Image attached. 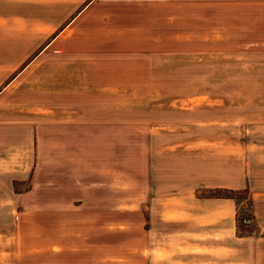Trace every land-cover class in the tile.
<instances>
[{
	"label": "rangeland",
	"instance_id": "1",
	"mask_svg": "<svg viewBox=\"0 0 264 264\" xmlns=\"http://www.w3.org/2000/svg\"><path fill=\"white\" fill-rule=\"evenodd\" d=\"M22 10L0 21V130L28 126L38 158L14 185L29 205L6 201L0 224L41 223L46 236L5 237L0 264H147L123 243L219 239L217 201L230 197L218 196L236 205L238 237L264 223V24H246L243 4Z\"/></svg>",
	"mask_w": 264,
	"mask_h": 264
},
{
	"label": "crops",
	"instance_id": "2",
	"mask_svg": "<svg viewBox=\"0 0 264 264\" xmlns=\"http://www.w3.org/2000/svg\"><path fill=\"white\" fill-rule=\"evenodd\" d=\"M32 1L39 2V0ZM229 1L243 4L246 24L254 22L264 24V0ZM29 2L30 0H0V21L6 23L13 16L22 17L25 14L22 10L23 6H27ZM18 6L22 9L17 10ZM253 17L256 19L254 20ZM57 21H54V24L58 23ZM4 54L12 55L13 52H4ZM33 136L32 129L19 123L0 130V211L9 209L6 201L29 205L27 201L32 195L30 191L24 189L16 191L14 185L28 180L36 157L38 158L34 153ZM217 202L220 206L215 212L218 211L220 217L224 216L222 219L219 218L221 224L217 225L218 232L215 231L219 239H174L172 236L169 238V232L166 231L164 240L125 241L121 246L122 254L146 260L147 264H264V223L256 224L250 234L238 237L234 201L230 198H222ZM11 207L12 205L10 209ZM190 229L188 237L204 233V230L198 226ZM3 231L11 234H0V242H4V238L9 236V242H17L19 245L24 243L25 247L34 246L35 243L43 245L46 236L44 225L41 223L0 224V232ZM156 248L163 249V252L158 254L153 250ZM191 248L197 250L190 251Z\"/></svg>",
	"mask_w": 264,
	"mask_h": 264
},
{
	"label": "built area",
	"instance_id": "3",
	"mask_svg": "<svg viewBox=\"0 0 264 264\" xmlns=\"http://www.w3.org/2000/svg\"><path fill=\"white\" fill-rule=\"evenodd\" d=\"M243 221H244L245 223H248V222H249V219L244 218Z\"/></svg>",
	"mask_w": 264,
	"mask_h": 264
},
{
	"label": "trees",
	"instance_id": "4",
	"mask_svg": "<svg viewBox=\"0 0 264 264\" xmlns=\"http://www.w3.org/2000/svg\"><path fill=\"white\" fill-rule=\"evenodd\" d=\"M218 197H230L231 198V196H229V195H226V196H218Z\"/></svg>",
	"mask_w": 264,
	"mask_h": 264
}]
</instances>
